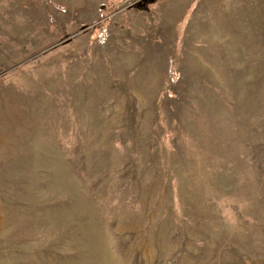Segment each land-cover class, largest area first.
Wrapping results in <instances>:
<instances>
[{
  "label": "rangeland",
  "instance_id": "rangeland-1",
  "mask_svg": "<svg viewBox=\"0 0 264 264\" xmlns=\"http://www.w3.org/2000/svg\"><path fill=\"white\" fill-rule=\"evenodd\" d=\"M0 264H264V0H0Z\"/></svg>",
  "mask_w": 264,
  "mask_h": 264
}]
</instances>
